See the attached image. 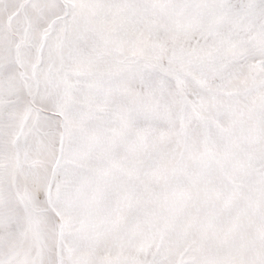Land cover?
<instances>
[{
  "label": "snow or ice",
  "instance_id": "obj_1",
  "mask_svg": "<svg viewBox=\"0 0 264 264\" xmlns=\"http://www.w3.org/2000/svg\"><path fill=\"white\" fill-rule=\"evenodd\" d=\"M0 264H264V0H0Z\"/></svg>",
  "mask_w": 264,
  "mask_h": 264
}]
</instances>
